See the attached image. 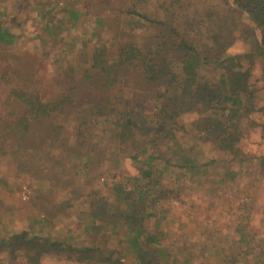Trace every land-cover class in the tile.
Returning a JSON list of instances; mask_svg holds the SVG:
<instances>
[{"label":"trees","instance_id":"16d2710c","mask_svg":"<svg viewBox=\"0 0 264 264\" xmlns=\"http://www.w3.org/2000/svg\"><path fill=\"white\" fill-rule=\"evenodd\" d=\"M54 1L57 3L45 0L42 4L47 20L44 31L54 38L62 31L56 30L48 15L51 6L61 2L70 4L68 17L72 19H79L78 6L92 9L102 28L119 24L123 15L139 17L141 22L135 21L117 43L103 31L97 32L91 63L54 98L45 97L32 83L14 86L9 77L18 73L19 66L13 68V63L0 57V90L7 89L0 99L1 154L38 149L48 140L54 144L63 130L60 121L72 116L77 155L94 162L100 153L116 146L115 152L126 158L136 160L141 153L146 158L142 173L152 177L159 171L156 162L164 163L163 169L171 166V172L175 167H195L191 150L180 136L179 120L196 113L192 126L196 140L211 141L231 161L249 159L241 146L244 137L255 129L264 134V107L256 102L259 83L264 88V0H159L157 14L143 7L149 0ZM242 14L252 25L243 23ZM142 28L154 32L148 38H137L135 33ZM18 38L0 20V51ZM239 41L248 49L232 53ZM259 64L261 77L255 82ZM211 67L218 77L207 74ZM133 73L142 79V87L128 103L123 86ZM140 97L145 102L154 100L153 109L144 110L137 101ZM95 143L107 148L94 152ZM167 152L178 155V160H171ZM132 182L115 183L117 204L99 190L89 194V231L100 233L105 229L101 223L114 230L123 228L134 251L132 264H162L164 248L157 243V235L149 232L147 220L160 219L161 203L172 190L158 189L160 179L149 178L145 185ZM47 256L85 264H126L118 248L75 245L27 229L0 232V264H42Z\"/></svg>","mask_w":264,"mask_h":264},{"label":"rangeland","instance_id":"374dc122","mask_svg":"<svg viewBox=\"0 0 264 264\" xmlns=\"http://www.w3.org/2000/svg\"><path fill=\"white\" fill-rule=\"evenodd\" d=\"M44 3L45 0H0V20L19 34L14 44L0 51V57L3 62L13 63V68L19 66L18 73L9 77L14 79V86L32 83L48 98L58 95L65 83L80 76L91 63L97 32L103 31L107 39L117 43L135 21L141 22L139 17L123 15L119 24L102 28V23L97 25L92 9L80 5L79 19H72L68 17L70 4L61 2L51 6L48 15L56 30L62 31L60 37L54 38L48 35L51 32L44 31L47 22L42 11ZM159 4V0H149L143 7L156 13L160 11ZM241 19L244 24L252 25L245 14ZM142 29L136 31L137 38H148L154 32ZM248 47L239 41L232 53ZM207 70V74L217 71L214 67ZM261 70L259 64L254 81L261 77ZM259 86L256 102L264 107V88L261 83ZM141 87L142 79L133 73L123 86L126 102L132 103L133 92L141 91ZM5 91L0 90V99L6 95ZM148 100L137 98L146 111L154 106V100ZM197 116L189 113L179 120L183 128L180 136L191 150L190 159L195 167H175L171 172V166L163 169L164 163L156 162L159 171L152 177L142 173L146 158L141 153H137L136 160L126 158L115 152L116 146L106 154L100 153L94 162L77 155L72 116L60 121L63 130L54 144L48 140L38 149L0 153V232L34 228L37 233L48 231L52 237L68 238L78 244L100 243L120 249L126 264H132L134 251L122 238L126 230L121 228L119 235L113 229L108 234L104 229L93 236L86 233L85 194L99 190L109 195L113 203L115 183L132 185L133 180V185H145L153 178L161 180L158 189L172 190L161 203L160 219L147 220L149 230L158 234L160 247L164 248L162 264H264V161L261 160L264 134L258 129L250 130L241 144L249 159L244 163L231 161L211 141L196 140L192 126ZM95 145L94 152L107 148L102 143ZM166 154L171 156L172 152ZM171 157L178 160V155ZM141 178L140 182L136 180ZM54 259H45L44 263L85 264Z\"/></svg>","mask_w":264,"mask_h":264},{"label":"crops","instance_id":"0c3cea01","mask_svg":"<svg viewBox=\"0 0 264 264\" xmlns=\"http://www.w3.org/2000/svg\"><path fill=\"white\" fill-rule=\"evenodd\" d=\"M95 190H92V191H89V192H87L85 195L87 196L86 197V206H87V209H86V215H87V224L85 225V231H86V233H88V234H91L92 236H93V233L94 232H90L89 231V228H88V226H89V223H88V221H89V212H90V207H89V200H90V195L94 192ZM97 191V190H96ZM90 194V195H89ZM101 194H103V193H101ZM105 195V194H104ZM109 196V195H108ZM113 197H115V200L116 201H114L112 204H117L118 203V200L119 199H117V195H113V194H111V198L113 199ZM111 199V200H112ZM101 225H103L104 226V231H106V233L108 234L111 230H112V227L111 226H105L103 223H101ZM34 228H28L27 230H29L30 232H32V233H36V234H40V235H42V236H44V237H46V238H49V239H56V240H59V241H65V242H70V243H72V244H75V245H94V244H78V243H74V242H72V241H70L68 238L66 239V238H57V237H52V236H50V235H48V231H44V232H41V233H37V232H35L34 230H33ZM111 229V230H110ZM123 229V228H122ZM46 230V229H45ZM114 230V229H113ZM112 230V232L113 233H118V235L120 234V231H121V228H119V229H116V230H114L113 231ZM149 232H152L151 230H149ZM152 233H155V232H152ZM5 234V233H4ZM156 235H157V238H158V234L157 233H155ZM122 238H125V237H122ZM159 245H160V242H159V240H158V242H157ZM99 245H101L100 243H98ZM97 244V245H98ZM120 250V249H119ZM132 251V250H131ZM133 252V251H132ZM122 253V252H121ZM133 257H134V253H133ZM49 258H55L57 261L58 260H60V261H67L66 259H60V257L59 256H47V257H45L44 259H43V262H42V264H45L44 263V260L45 259H49ZM54 259V260H55ZM70 260V259H69ZM73 262H76V261H74L73 260Z\"/></svg>","mask_w":264,"mask_h":264}]
</instances>
